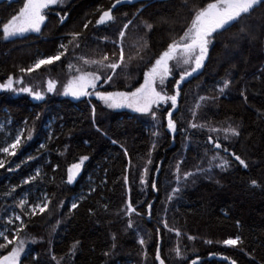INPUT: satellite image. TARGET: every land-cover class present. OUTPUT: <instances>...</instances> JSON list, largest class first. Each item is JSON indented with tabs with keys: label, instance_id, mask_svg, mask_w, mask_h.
Returning <instances> with one entry per match:
<instances>
[{
	"label": "trees",
	"instance_id": "16d2710c",
	"mask_svg": "<svg viewBox=\"0 0 264 264\" xmlns=\"http://www.w3.org/2000/svg\"><path fill=\"white\" fill-rule=\"evenodd\" d=\"M207 2L188 0V7H184L183 0H122L112 9L115 23L96 25L101 11L111 8L115 0H69L64 6L48 10V18L39 34L4 40L0 33V83L12 76L14 79L22 77L25 86L43 91L49 78L57 81L56 88L64 85L71 75L66 66L70 57H62L61 61L42 66L30 74L21 73L19 69L30 66L41 56L54 54L60 41L66 42L69 38L66 34L81 31L88 20L92 24L83 30L82 37L88 45L84 49L86 55L110 50L111 40L117 39L118 30L132 19L126 48L142 36L148 45L145 60H154L174 37L183 35L191 22V9ZM22 3L23 0L12 3L0 0V27L18 13ZM65 12L67 18L60 23ZM146 23L153 25L151 31L145 29ZM245 23L257 26L251 29L254 38L241 40L236 45L233 37L239 28L226 32L210 47L204 67L181 84L183 91L178 109L173 113L177 121L175 134L167 130L168 106L157 111L159 135H154L149 117L126 110H106L94 98L74 101L61 97L58 90L55 93L45 91V99L36 101L27 93L0 91V145L14 138L18 130L35 128L33 139L24 143L16 157L0 154L6 162L23 160L16 171L8 172L7 163L0 169V215L6 207L14 205L12 196L17 200L20 196H28L31 203L41 193H47L52 198L49 207L58 210L54 216L45 213L29 221L25 232L39 242L25 254L22 264H54L49 258L53 256L61 264H129L138 256V247L129 236L133 230H126L129 219L136 232L142 231L147 236L145 264H159L155 259L157 246L165 264H191L194 259L197 264H231L232 260L237 264H264V187L250 185L253 179L264 185V27H259L264 26V7H257ZM141 63L133 58L124 69L128 78L120 75L114 78L115 85L105 88L125 90V84L138 86L143 82L145 70L138 67ZM226 78L232 80L229 89L215 102H200L196 121L215 127L239 126L241 135L238 138L231 137L227 141L219 136L222 146L228 148L227 153L207 143L210 134L189 127L198 98L216 94V87ZM168 91H175L173 83ZM37 115L39 120H36ZM112 140L117 143L113 144ZM41 144L45 148H40ZM213 152L232 162L229 169L222 171L219 177L213 174L216 178L208 174L198 175L194 180L189 178V186L182 187L168 203V191L177 165L179 173L184 175L195 171ZM232 152L245 159L249 168L240 166L231 156ZM82 155H88L89 160L85 161L76 181L67 184L68 168L78 163ZM28 156L35 159L27 160ZM149 159L151 164L147 163ZM144 167L149 169L147 176H144ZM37 168L41 170V177L31 184H23V179L34 175ZM142 177L146 184L140 183ZM153 181L155 189L151 187ZM13 186L16 192L9 196ZM92 187L96 189L94 192L90 191ZM129 200L139 215L126 212ZM73 201L78 203L76 209H71ZM15 211L19 213L20 209ZM165 220L169 227L203 239L183 245L187 256L184 261H171L176 234L164 227ZM3 226L0 223V228ZM236 236L242 238L241 245L229 247L222 243ZM205 240L213 243H205ZM77 241L79 244L72 254V246ZM113 244L120 245L124 252L128 250L133 256L121 251L116 253ZM8 248L2 249L0 255H6ZM47 250H50L49 257ZM105 252L109 255H104Z\"/></svg>",
	"mask_w": 264,
	"mask_h": 264
},
{
	"label": "snow or ice",
	"instance_id": "6c2138e0",
	"mask_svg": "<svg viewBox=\"0 0 264 264\" xmlns=\"http://www.w3.org/2000/svg\"><path fill=\"white\" fill-rule=\"evenodd\" d=\"M13 0H9L12 3ZM122 0H115L111 8L108 10H102L99 18L95 21L96 25H105L115 23V17L112 9L116 8L118 4H121ZM63 0H23L22 7L19 8L17 14L11 16V18L2 23L0 27V33L4 40L23 36L26 33H41L42 25H45L47 20V11L52 6H62ZM183 6L188 7V0H183ZM257 7H264V0H208L204 5L193 7L191 9L192 16L191 22L183 31V35L178 38L174 37L172 41L167 45L166 49L159 53L154 60H145V52L147 50V42L144 38L138 37L135 44L126 48V35L129 26L133 24V20L129 19L123 24L122 28L118 30L117 39L111 40L112 48L110 50H99L94 55H86L84 49L88 45L83 41V30L88 29L92 24L91 20H88L83 24L81 31H71L66 35L69 37L67 41L61 40L56 52L51 55L41 56L36 59L28 67H21L19 71L21 73H32L39 70L42 66L53 65L58 61H61L62 57H70L67 61V69L71 73L68 82L63 87L62 94L64 96H71L74 99L79 100L81 97H93L101 101L109 109H122L128 108L134 112L151 114L152 119L155 121L157 118V111L161 105H168L167 110V128L175 134L177 132V121L173 116V113L178 109V99L181 96L182 88L181 84L184 83L189 77H193L194 73L204 67V62L208 57L210 46L214 45V42L222 37L226 32L231 31L234 27L239 28V32L233 37L236 45L241 40L254 38L251 29L253 27L245 23L255 12ZM99 11V10H98ZM59 15V13H57ZM67 18V12L60 18V23H63ZM264 27V26H259ZM153 25L151 23L145 24V29L151 31ZM107 39V38H105ZM227 47V45H226ZM80 50L79 54L77 50ZM137 58L142 63L138 67H143V82L138 86L133 87L130 84H125V90H108L104 85H115L116 77L124 75L127 79V75L124 69L128 63ZM174 62V63H173ZM117 70H120L119 72ZM178 75V79L175 78ZM169 77H172L171 83L175 86V91L169 93L168 84ZM24 85L23 78L14 79L9 76L6 82L0 83V91L12 92V93H27L36 101H43L45 99V92L38 90L31 86H22L17 88L16 85ZM232 84V80L226 78L222 83L216 87L214 95L200 96L195 108L192 110V119L189 122V127L192 129H204L210 133L207 143L212 144L215 149H222L227 153L228 148L223 147L220 142L219 136L213 137L211 133H224V139L230 137H239L241 131L239 126H233L228 124L227 127H215L208 123H198L196 121L197 111L201 107L200 102L210 101L215 102L220 96L224 95L226 90L229 89ZM57 81L49 78L47 80V92L52 93L56 90ZM243 95V93H242ZM246 99V97H245ZM91 103V100H89ZM92 122L96 124V108L92 106ZM264 115V114H262ZM39 115L36 116V120H39ZM27 125L28 121L24 122ZM101 131L99 127L96 129ZM35 128H25L18 130L14 138L10 141L0 145V154L6 157H16L18 151H21L26 141L33 139V132ZM187 132V129H182ZM25 133L27 135L25 136ZM154 135H159L155 132ZM51 139V136L49 137ZM87 143V141H85ZM113 144H116V140H112ZM156 145L153 144V148ZM40 148H45L44 144L40 145ZM125 156L128 155L127 150L124 152ZM207 154V153H206ZM234 160L243 166L245 169L249 168V163L245 161L240 155L235 152L231 153ZM35 159L33 156H28L27 160ZM89 160L88 155H82L79 158L78 163H73L68 168L67 172V184H73L77 177L80 175L85 161ZM6 163L8 172H13L19 169L20 162L7 161L4 158H0V169H4ZM131 161H129V164ZM148 164L152 161L149 159ZM231 161L227 157H223L220 153L213 152L211 158L208 160V167L202 168L197 166L195 171L185 172L183 180L189 181V178L193 180L195 177L201 174H207L212 171L213 168H219L221 171H227L231 166ZM55 171V169H53ZM149 169L144 167V176H147ZM159 171V169H156ZM177 173H179V165H177ZM42 175L39 168L36 169L34 175L27 176L23 179V184H31L36 181ZM46 175V173L44 174ZM125 183H127V176H125ZM179 176L177 187L173 189V195L179 193L182 189L179 184ZM141 184H146L147 181L142 177ZM251 187H264L257 180L253 179L250 182ZM152 188H156V183L153 181ZM95 187L90 188L91 192H94ZM16 192V187L13 186L8 192L9 196H12ZM84 197H81L83 199ZM14 205L12 207H6L4 214L0 215V223H3V227L0 228V249H6L9 245L6 255H0V264H22L21 255L25 251V245L29 242L36 243L35 238H29L25 229L29 227V221L37 216L43 215L49 210V205L52 204V198L47 193H41L36 196L32 202H29L28 196H20L17 200L15 196H12ZM172 199V195L168 197ZM63 203H60V207ZM78 203L73 201L71 203V209H76ZM151 204L148 205L151 210ZM16 208L20 209V212L15 211ZM128 214L136 213V208L133 207L132 202L129 200L126 207ZM51 214V213H50ZM27 217L28 219H22ZM18 222V223H17ZM60 222L57 221V225ZM164 227L169 232L175 231L177 237L181 236V232L177 229L169 227L167 221L164 222ZM129 229L133 228V223L129 219L127 223ZM159 231V229H157ZM21 233L24 235L22 236ZM115 240V237H113ZM187 239L193 241L195 236L188 235ZM205 243L211 244L213 241L205 240ZM141 245L145 244L143 238L140 239ZM225 246L237 247L243 243L240 236L234 238H228L222 241ZM79 241L72 246V254H74ZM115 244H113V248ZM177 255L181 254L179 247L175 249ZM251 255V253H246ZM104 255H109L105 252ZM55 260L56 257L53 256ZM155 259L159 261V264H165V261L161 259L159 246L156 247ZM227 259V257H225ZM254 259V257H253ZM191 264H197V260H192ZM231 264H237L235 260L231 261Z\"/></svg>",
	"mask_w": 264,
	"mask_h": 264
},
{
	"label": "rangeland",
	"instance_id": "374dc122",
	"mask_svg": "<svg viewBox=\"0 0 264 264\" xmlns=\"http://www.w3.org/2000/svg\"><path fill=\"white\" fill-rule=\"evenodd\" d=\"M6 1H8L9 2V0H6ZM69 0H63V5L62 6H64L67 2H68ZM127 1H129V2H134V1H138V0H127ZM52 7H61V6H52ZM47 12H48V10H46ZM45 23H46V21H45ZM43 26L44 25H42V28H43ZM42 30V29H41ZM28 34H39V33H26V34H24L23 36H25V35H28ZM23 36H18V37H23ZM18 37H16V38H18ZM12 39H14V38H12ZM8 40H10V39H8ZM235 43V42H234ZM211 47V46H210ZM174 63V62H173ZM195 74V73H194ZM175 78H177L178 79V75L175 77ZM190 78V77H189ZM143 79V78H142ZM172 77H169V84H168V86L170 85V83H171V81H172ZM69 80V79H68ZM68 80L64 83V85L68 82ZM64 85H62L61 87H59V85H58V87L59 88H56V90L54 91V92H52V93H55V92H58V90L60 91V92H58V94L61 96V97H67V98H69V99H71V100H74V101H77V99H74L73 97H71V96H64L63 94H62V92H63V87H64ZM22 86H25V85H17L16 87L17 88H19V87H22ZM105 86H107V85H104V87ZM45 91L47 92V82H46V85H45ZM44 91V92H45ZM45 92V93H46ZM31 97V96H30ZM32 98V97H31ZM82 98H84V97H81L80 99H82ZM86 98V97H85ZM90 98H94L95 100H97L96 98H95V96H93V97H90ZM33 99V98H32ZM79 99V100H80ZM100 104H101V106L104 108V109H106V110H110V111H113V112H117V111H123V110H126V111H128V112H131V113H134V114H139V115H144V116H147V117H149L150 118V120L152 121V123H153V125H154V133L155 132H158L157 130H158V128H159V119L158 118H156V120L154 121L153 119H152V116H151V114H144V113H138V112H134V111H132L131 109H128V108H122V109H109V108H107L101 101H99V100H97ZM166 106H168V105H161L160 107H166ZM216 127H218V126H216ZM167 130H168V128H167ZM198 131H205V133H208V134H210L208 131H207V128H204V129H198ZM168 132L169 133H171L169 130H168ZM171 134H173V133H171ZM211 134H216V135H218V136H221L223 139H224V133H211ZM231 139V137L229 138V139H224V140H230ZM189 146L187 145L186 146V148L185 149H187ZM184 158V156L181 158V159H183ZM211 158V156H208V157H206L205 158V161L203 162V163H201L200 165H199V167H202V168H207L208 167V160ZM208 175H210V177L211 178H216L215 176L217 175L218 177H219V175L220 174H222V171L219 169V168H213L212 169V171L210 172V173H207ZM213 174H215V176L213 175ZM178 176H179V178H181L183 175H181L180 173H176L175 174V176H174V178L172 179V184L170 185V188H169V191H168V197L170 196V195H172V199H174L175 197H176V195H177V193L175 194V195H173V189L174 188H176L177 187V183H178ZM179 184H180V187H181V189H182V187H187V186H189V183L187 184V182H185L183 179L181 180V179H179ZM171 199V200H172ZM171 200H169L168 198H167V202L169 203ZM57 211L58 210H55V209H53V208H51V207H49V210L48 211H46L45 213L46 214H48L49 216L51 215V216H54V215H56V213H57ZM44 213V214H45ZM51 213V214H50ZM128 223V222H127ZM126 230H133L132 232V235H129V236H131V239H130V241H133V243H134V245H136L137 247H138V250H137V254H138V256H137V258L134 260V261H129V264H145V251H146V247H147V236L146 235H144L143 234V232L142 231H139V232H136L135 230H134V224H133V229H129L128 227H126ZM181 232V236L180 237H177L176 235H174V241H173V243H172V250H171V255L173 256V259H171V261L172 262H181V261H184L185 259H186V255H185V253H184V248H183V245H187L188 243H190L191 241L190 240H188L187 239V236H188V234H186V233H184L183 231H180ZM29 236V238H34L33 237V235H28ZM52 236H54V235H49L48 237H52ZM192 236H195L196 237V239L195 240H193V241H195V243H198V242H200V241H203V239H202V237L201 236H199V235H192ZM141 238H143L144 239V241H145V244L144 245H141L140 243H139V241H140V239ZM35 240H36V243H38L39 242V240L38 239H36L35 238ZM42 240V239H41ZM36 243H31V242H29V243H27L26 245H25V251H24V253H22V255H21V260H22V258L25 256V254L31 249V247H33V245L34 244H36ZM49 243H50V240H49ZM49 246H50V244H49ZM177 247H179V249H180V252H181V254L178 256L177 255V253H176V251H175V249L177 248ZM129 249H130V251L132 250L131 248H130V245H129ZM2 249H0V251H1ZM113 250L114 251H116V253L118 252H123V253H125V254H128V255H132L133 256V254L130 252V253H127L128 252V250H125V252H124V249L123 248H121L120 247V245H117V244H115V247L113 248ZM48 257L50 256V250H47V254H46ZM130 255V256H131ZM53 262H54V264H61V261H59V260H57V259H53L52 257H49ZM133 258H135V257H133ZM64 264V263H63Z\"/></svg>",
	"mask_w": 264,
	"mask_h": 264
}]
</instances>
